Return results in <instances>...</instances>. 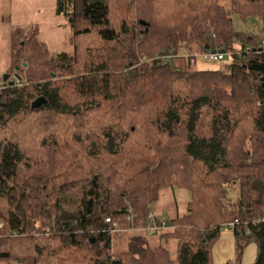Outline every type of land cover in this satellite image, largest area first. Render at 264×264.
I'll list each match as a JSON object with an SVG mask.
<instances>
[{"label": "trees", "instance_id": "obj_1", "mask_svg": "<svg viewBox=\"0 0 264 264\" xmlns=\"http://www.w3.org/2000/svg\"><path fill=\"white\" fill-rule=\"evenodd\" d=\"M56 13L73 53L31 37L12 51L14 85L0 77V261L214 264L227 229L229 264L250 244L264 264V0H57ZM234 16L258 19L260 35ZM180 47L232 62L192 70L168 57ZM175 189L187 211L151 245L142 229ZM107 216L136 232L126 251Z\"/></svg>", "mask_w": 264, "mask_h": 264}, {"label": "rangeland", "instance_id": "obj_2", "mask_svg": "<svg viewBox=\"0 0 264 264\" xmlns=\"http://www.w3.org/2000/svg\"><path fill=\"white\" fill-rule=\"evenodd\" d=\"M223 4L226 5V1ZM56 9L57 0H0V77L2 79L5 75H11L8 81H14L13 73L8 72L12 51L18 50L19 45L24 46L31 37L44 43L51 57L61 53H73L72 29L63 16L57 15ZM233 18L237 31L260 35L262 23L258 19L250 18L244 22L236 16ZM231 62L229 55L219 62L198 58L192 70L226 69ZM53 76L56 77L55 74ZM25 82L24 80L19 82L18 86H22ZM189 202L190 194L186 190H165L153 206V211H158L162 219L170 224L171 219L177 214L186 213ZM120 227L123 228L124 225L120 224ZM135 234L136 232H122L114 235L113 251L116 254L126 251L130 238ZM149 241L154 245L157 239L151 237ZM0 264L15 263L0 261Z\"/></svg>", "mask_w": 264, "mask_h": 264}, {"label": "built area", "instance_id": "obj_3", "mask_svg": "<svg viewBox=\"0 0 264 264\" xmlns=\"http://www.w3.org/2000/svg\"><path fill=\"white\" fill-rule=\"evenodd\" d=\"M227 56V53L223 54L220 52V50L216 51H207L205 53H196L193 51H190L187 47H180L176 52H172L168 57L169 58H185L190 60L191 64H195L198 58H203L206 61H213V62H219L223 61ZM131 212V211H129ZM129 221L131 222L130 227L128 230L130 231H136L137 228H135L133 224V217L129 216ZM106 225L108 226L107 231L110 234H117L122 231V229L119 227V224L117 221L113 220L111 216H107L105 220ZM234 224H231L229 228H233ZM172 227L168 225V223L161 219H157V215L154 212H151L148 217V226L143 228L142 231L149 237L161 232L170 230Z\"/></svg>", "mask_w": 264, "mask_h": 264}, {"label": "crops", "instance_id": "obj_4", "mask_svg": "<svg viewBox=\"0 0 264 264\" xmlns=\"http://www.w3.org/2000/svg\"><path fill=\"white\" fill-rule=\"evenodd\" d=\"M257 256V247L250 244L244 253L242 264H254ZM235 261V236L233 231L223 230L219 241L213 248L214 264H229Z\"/></svg>", "mask_w": 264, "mask_h": 264}, {"label": "water", "instance_id": "obj_5", "mask_svg": "<svg viewBox=\"0 0 264 264\" xmlns=\"http://www.w3.org/2000/svg\"><path fill=\"white\" fill-rule=\"evenodd\" d=\"M207 50H209V47L206 48ZM221 53L225 54L226 52L224 50H221L220 51ZM24 66H26V64H24ZM54 77V76H53ZM10 76L9 75H5L3 77V81L4 83H7L8 80H9ZM9 85L10 86H13L14 85V82H9ZM47 103L46 99H44L43 97L41 98H38L37 100H35L33 103H32V108H40L41 106L45 105ZM95 242V239H93L91 241V243H94Z\"/></svg>", "mask_w": 264, "mask_h": 264}]
</instances>
